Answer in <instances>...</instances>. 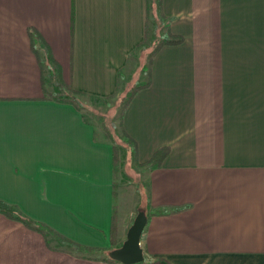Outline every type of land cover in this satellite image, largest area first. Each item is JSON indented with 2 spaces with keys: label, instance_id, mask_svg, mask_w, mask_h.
I'll return each mask as SVG.
<instances>
[{
  "label": "crops",
  "instance_id": "0c3cea01",
  "mask_svg": "<svg viewBox=\"0 0 264 264\" xmlns=\"http://www.w3.org/2000/svg\"><path fill=\"white\" fill-rule=\"evenodd\" d=\"M161 8L183 42L157 50L150 85L122 122L137 162L169 149L147 170L144 195L130 198L129 212L142 206L147 217L145 263L264 264V0ZM29 29L48 45L57 79L82 99H108L144 53L145 0H0V203L49 229L0 212V264H121L56 238L108 249L114 226L120 246L126 217L116 214L111 144L88 114L57 100V79L41 89ZM153 206L169 213L150 215Z\"/></svg>",
  "mask_w": 264,
  "mask_h": 264
},
{
  "label": "trees",
  "instance_id": "16d2710c",
  "mask_svg": "<svg viewBox=\"0 0 264 264\" xmlns=\"http://www.w3.org/2000/svg\"><path fill=\"white\" fill-rule=\"evenodd\" d=\"M153 27V35L156 38L154 42L152 43V46L149 47L148 42L149 38L151 37V33L149 32V27ZM28 35L30 38V44L31 49L33 53L35 54V57L37 59L38 65L40 67V82H41V89L45 90V84L50 81H56L58 75H59V68L57 64L52 59V56L50 54V50L48 45L45 41H43L39 34L34 31L33 29L28 30ZM183 42V38L180 35L174 34L169 30V20L167 17L163 14L162 8H161V0H145V30H144V38L139 43V49L140 51H146L150 48V53L147 56V62L145 64V68L143 67V70H145V76L140 78V81H137L133 84V86L121 97L122 106L120 108V111L118 113V129L121 134V139L123 140V143L126 145H123L125 148L128 149V152L133 158H136V150L137 145L136 142L126 133L125 129L123 128V114L124 111L133 98V96L140 91L141 89L147 88L150 85V63L154 56V54L157 52L159 48L165 45H177ZM34 44H37V46H34ZM54 62V65H51L50 61ZM57 85V88L59 90V96L57 100L65 103H69L73 105L77 110H80L81 105L80 102L82 100L81 95L79 91H76L75 89H72L71 87L65 85L57 79L55 82ZM48 99L55 98V95L52 93H48L47 95ZM115 96V95H113ZM111 98V97H110ZM112 149V172H113V198L116 197V172H117V148L115 143L111 144ZM126 149V150H127ZM168 147H160L154 153L146 160L141 163L137 162L135 159L136 165L139 166H145L148 169H152L154 167H157L161 164L162 160L168 153ZM142 210L141 208H138L137 211ZM0 212L6 214L11 219L21 221L25 225L31 226L35 229H37L40 232H43L45 235L49 232V229L41 224L34 222L30 219L25 218L16 207L9 206L5 204L0 203ZM169 212L158 209V207L153 206L150 207V215H160V214H167ZM54 234V233H53ZM57 236V235H55ZM114 234V226L111 227V239H110V247L108 249H99V248H89V247H83L80 245H77L61 236H57L56 238L59 240H62L64 246L72 247L75 250H78L79 252H86L88 254H101L103 255V258L110 261V262H116L115 260H112L108 257V252L118 246L117 241L115 239ZM144 259V258H143ZM118 263V262H116Z\"/></svg>",
  "mask_w": 264,
  "mask_h": 264
},
{
  "label": "rangeland",
  "instance_id": "374dc122",
  "mask_svg": "<svg viewBox=\"0 0 264 264\" xmlns=\"http://www.w3.org/2000/svg\"><path fill=\"white\" fill-rule=\"evenodd\" d=\"M149 32L151 34L153 33L152 26L149 27ZM147 56L148 52L146 51L142 53L139 58H137L135 54L134 60L136 62L134 61V64L130 63L131 66L129 68V72L124 76L128 81L125 82V84H127V87L125 88V90L123 89V92H120L119 90L121 89H119V92L117 93L118 95H115L111 98L99 100L86 98L82 99L80 102L81 110L88 114L90 119L95 123V126L98 130L97 133L104 136V138L110 144L115 143L117 148L116 153L118 154V162L117 172L115 174V183L118 197L116 198V214L118 220L126 217L122 225L124 239L125 233L128 227L131 225L135 216L134 211L132 214L130 213L131 211L129 212V204L131 202L130 198L133 196V194L135 195V198L136 196L141 197L142 191L144 195V190H142V187L145 184V176L148 168L145 166L138 167L134 162L135 158H133L128 152V149L123 146L126 144L123 143V140H120L121 134L119 132L117 124L118 113L122 106L121 97L125 95V93L133 86L134 83L140 81V78L145 76V70H142V67L147 62ZM136 200H138V198ZM143 258L144 260L134 264H146L145 260L147 257L143 255Z\"/></svg>",
  "mask_w": 264,
  "mask_h": 264
},
{
  "label": "water",
  "instance_id": "95a60500",
  "mask_svg": "<svg viewBox=\"0 0 264 264\" xmlns=\"http://www.w3.org/2000/svg\"><path fill=\"white\" fill-rule=\"evenodd\" d=\"M146 221L147 217L144 211H137L126 231L125 239L120 246L108 252V257L121 264H134L142 261L143 252L139 241Z\"/></svg>",
  "mask_w": 264,
  "mask_h": 264
}]
</instances>
